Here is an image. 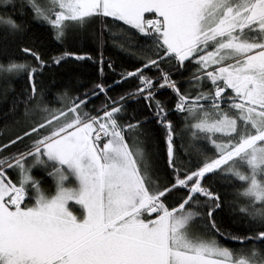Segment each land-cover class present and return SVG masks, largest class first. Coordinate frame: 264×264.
<instances>
[{"label": "snow or ice", "instance_id": "snow-or-ice-1", "mask_svg": "<svg viewBox=\"0 0 264 264\" xmlns=\"http://www.w3.org/2000/svg\"><path fill=\"white\" fill-rule=\"evenodd\" d=\"M32 22L53 49L24 42ZM0 34V91L26 81L0 140V264H264V0H0ZM87 62L114 78L46 100L45 71ZM46 161L51 196L29 174Z\"/></svg>", "mask_w": 264, "mask_h": 264}, {"label": "trees", "instance_id": "trees-1", "mask_svg": "<svg viewBox=\"0 0 264 264\" xmlns=\"http://www.w3.org/2000/svg\"><path fill=\"white\" fill-rule=\"evenodd\" d=\"M11 11V9H9ZM0 40H2V34H0ZM24 42L27 44H32L35 42V45L40 48L44 49H53L55 47L54 42L51 39V36L45 30V28L41 25L36 24L35 22L30 23L29 31L25 36ZM78 48H82L84 50L92 51L95 48V45L91 42L90 39H85L80 41L77 44ZM12 51L16 53L15 48H12ZM105 53L107 56H110L119 67L120 65L127 66L128 60L127 57L119 52L117 49L111 47V45L107 46L105 49ZM19 55L18 53H16ZM79 75L84 86H90L93 81H100L101 79L111 82L114 78V74L107 71L105 66V74L101 77L100 73L96 71V67L91 63L87 62L82 65L77 64H67L63 67H55L53 66L49 70L45 71L43 76L40 78L41 84L45 89V98L46 100L54 102V96L56 91L60 90L63 86L68 85L71 83L73 87H80L76 83L75 76ZM26 84V81L23 78H15L10 82V88L7 92L6 97L0 91V140L5 139L10 134V127L13 124L14 120L19 114V109L16 112L11 111L12 102L14 97L17 96L18 93L22 91ZM5 87L2 81H0V90ZM122 87H128V85L124 84ZM114 92L120 91V88H114ZM102 99V96H101ZM100 102L99 99L93 98L92 103L98 104ZM136 105H130V110L135 108ZM5 125L9 127L6 128ZM54 161H46L45 164H41L38 166L39 169L34 170L32 169L31 176L35 178L41 188L48 195H51L54 191V182L52 177L47 175V172L50 171L51 166H54ZM10 176L12 179L18 178V173L9 170ZM219 190L222 196H225L229 200L232 198V189L228 187L226 184L221 183L219 186ZM222 223L227 226L229 230L236 231L241 229H246L247 225L240 222L239 218L235 217L232 213L231 209L225 208L222 213ZM221 242L224 243L226 246L236 248L239 247V242H234L231 240H227L221 238Z\"/></svg>", "mask_w": 264, "mask_h": 264}, {"label": "rangeland", "instance_id": "rangeland-1", "mask_svg": "<svg viewBox=\"0 0 264 264\" xmlns=\"http://www.w3.org/2000/svg\"><path fill=\"white\" fill-rule=\"evenodd\" d=\"M41 164H39V163H37V164H35V165H33V167L30 169V175H31V172H32V169L34 168V170H37V169H39V167L38 166H40ZM41 168H43V166L41 165ZM69 184L71 185V186H73V187H75V181L74 180H70L69 182H67L66 184H65V186H69ZM43 189V188H42ZM54 191H55V187H54ZM54 191H53V193L52 194H54ZM44 193H45V195L46 196H51V195H48L47 193H46V191H44Z\"/></svg>", "mask_w": 264, "mask_h": 264}]
</instances>
